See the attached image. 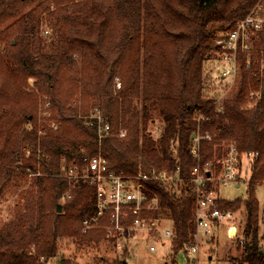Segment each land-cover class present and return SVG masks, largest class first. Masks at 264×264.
Returning <instances> with one entry per match:
<instances>
[{"label": "trees", "instance_id": "1", "mask_svg": "<svg viewBox=\"0 0 264 264\" xmlns=\"http://www.w3.org/2000/svg\"><path fill=\"white\" fill-rule=\"evenodd\" d=\"M120 2L134 13L135 23L128 11H113ZM259 2L0 0V172L8 177L0 182V195L12 177L26 181L33 172L38 176L28 191L27 211L16 221L0 222V264H48L58 256L60 236L74 237L81 247L106 240L103 229L82 231L83 221L97 212L96 188L81 178L68 177L71 165L83 167L88 155L98 153L100 144L114 172L150 173L155 168L179 173L183 178L180 194L159 182L148 186L160 198V209L153 214L173 223L174 255L188 253L194 243L196 209V195L189 187L191 170L198 163L190 153V138L199 126L202 133L210 130L212 135L233 138L241 153H260L247 171V197L224 200L219 196V204L223 211L243 208L245 214L243 244L238 243L242 254L230 263L264 264V210L256 195L264 184V31L253 39L256 51L250 68L244 54L239 55L240 81L222 111L213 100L203 98L200 86L204 61L214 49L217 33L232 32ZM52 4L55 10L49 12V25L53 36L47 43L39 35L42 15L52 10ZM215 23L227 26L216 31L211 29ZM116 24L125 33L122 42L113 35ZM129 27L132 38L126 35ZM74 53L83 60L79 69L71 66ZM117 73L122 79L118 89L114 83ZM35 80L39 90L52 95L50 124L38 123V94L25 89ZM95 103L101 105L105 122L111 126L108 136L99 133L101 123L83 118ZM151 109L159 110L165 122L159 140L147 134ZM28 124L31 130L26 129ZM221 136L204 140L201 146L203 163L217 160V175L222 149L216 145ZM26 143L31 149L20 150ZM71 185L75 186L73 197L62 203ZM207 189L218 191L214 183H208ZM34 195L41 211L36 224L29 200ZM124 260L119 264H128Z\"/></svg>", "mask_w": 264, "mask_h": 264}, {"label": "built area", "instance_id": "2", "mask_svg": "<svg viewBox=\"0 0 264 264\" xmlns=\"http://www.w3.org/2000/svg\"><path fill=\"white\" fill-rule=\"evenodd\" d=\"M262 31H264V0H260L247 17L238 22L232 32L217 40L216 51L223 65L221 71L224 77L234 79L239 76L240 54L245 56L246 67H251L256 51L253 39ZM251 96L254 97L255 94ZM95 117L91 123L95 121L101 123L99 133L108 136L111 126L101 115L97 114ZM198 119L201 123L204 118L200 115ZM212 139V133L210 131L202 133L200 126L194 130L190 138V153L198 162L191 170V186L189 187L196 195L194 219L196 239L213 237L216 226L223 224L222 222H230L235 217V212L223 211L220 208L218 191L208 190V183H214L216 187L237 183L241 173L245 171L241 165L245 163L250 165L260 156L258 151L253 150L241 153L237 144L233 143L227 148L225 158L218 161L221 172L217 175L214 162H207L205 165L199 163L202 141ZM77 169V166H71L68 177L71 180L81 178L87 185L96 188L97 212L83 221L84 232L91 229H103L106 231L107 239L120 248L124 243L135 241L136 238L149 243L148 249L151 252L157 250L158 244L164 246L168 243L171 247L174 236L173 227L163 226V215L153 214L160 209V198L148 184L159 182L168 191L180 194L179 186L183 185V178L178 172L170 173L167 170L157 171L152 168L150 173H117L109 168L108 160L102 155L90 158L86 172L81 174ZM208 172L211 173L210 176ZM104 217L107 218V222L102 224ZM241 238L243 244V237ZM199 249L198 241H196L188 254L196 255Z\"/></svg>", "mask_w": 264, "mask_h": 264}, {"label": "rangeland", "instance_id": "3", "mask_svg": "<svg viewBox=\"0 0 264 264\" xmlns=\"http://www.w3.org/2000/svg\"><path fill=\"white\" fill-rule=\"evenodd\" d=\"M82 0H76V2H81ZM127 4L124 2L118 3V7L113 8L116 14H122L129 12L130 19L132 20V24L135 23V15L132 11H129L126 8ZM34 6L25 10V12H29L33 9ZM55 10L54 4H52V10L46 11L42 15V27H41V36L46 41L52 38L53 29L49 25V12H54ZM20 16L16 17L19 18ZM119 18V17H118ZM116 20V19H115ZM117 21V20H116ZM14 22L13 20L9 22L11 24ZM142 26L144 25V19L142 20ZM227 26L222 23H215L211 25V29L218 30L222 27ZM116 29L113 31V35L118 38L120 36L121 42L125 39V33L121 32V26L116 24L114 27ZM129 31L126 33L129 37L132 38L133 34L131 31V27L127 28ZM223 31L217 33V37L213 43L214 49H212L210 55H208L207 59L204 61L203 70L201 74V90L203 98L211 99L214 101L213 105L217 110L222 111V105L224 104L225 99H228L232 96V94L236 91L238 82L240 81L239 76L232 79L230 77H224L222 75V63L221 59L218 58L219 55L215 49L217 44V40L223 36ZM127 38V39H131ZM48 43V41H47ZM218 59V61L216 60ZM73 64L71 66L73 68H81L83 64L82 57L79 53L72 54ZM114 83L115 87L118 89L121 87L122 79L120 75L117 73L114 75ZM37 81H32L30 86L25 87L26 91L29 93L38 94V111H37V119L38 123L42 121H49L53 113L51 107L53 105L52 95L42 92L37 88ZM255 93V92H254ZM253 92L250 94L252 95ZM253 97L251 96V99ZM92 101L91 103H93ZM136 105L141 110L142 104L139 100L136 101ZM252 105V104H250ZM92 109L89 114L83 116L84 120H87L89 123L95 120V116L97 114L101 115L105 121L104 111L100 104L96 103L92 105ZM143 110V109H142ZM152 121H150L147 134L152 136L156 140H159L162 132L165 128V122L160 116L159 110L151 109ZM199 118V116H198ZM197 120L199 121V119ZM204 120V119H203ZM27 130H31L32 125L28 124L25 126ZM56 128V127H54ZM210 131V130H207ZM212 132V131H211ZM123 132H121L122 134ZM42 135V132L39 133ZM125 134V133H124ZM213 134V133H212ZM216 136H221V134L217 133L213 135V139ZM220 139V137H219ZM211 141V140H210ZM219 144L216 145L222 149V156L219 158L220 160L225 158L227 148L235 143L237 144L233 138L231 137H222L221 141H218ZM31 149V144L26 143L22 144L20 150ZM101 144L99 145V151L96 155H88L86 159V164L81 167L78 163H74L71 166H79L77 167L79 173H84L88 169V161L90 158L95 156H103ZM202 152V150H201ZM218 159V161H219ZM207 162H214L216 165L217 160H209ZM207 162H202V153L201 159L199 163L201 165H205ZM248 163L242 164V169L245 170L241 173V177L238 178V182L234 184H229L225 186H218V195L220 198L224 200H244L247 196L246 193L248 191L246 180H248L249 174L247 171L249 170ZM240 166V167H241ZM66 174V173H65ZM7 175L5 172H0V182L3 179H7ZM38 176L35 175V172L29 174L26 181L18 180L17 177H12L4 188L3 193L0 195V222L8 223L10 221H16L21 214H24L27 211L29 205L28 202V191L31 185V182L37 179ZM24 181V182H23ZM23 182V183H22ZM77 184V182H75ZM74 185H71L64 195L61 197L60 201L64 203L67 200L72 199L73 197V189ZM257 198L260 201L261 209L264 210V184L259 185L257 192ZM242 198V199H241ZM32 202V214H33V223L36 224L38 218L40 216L39 209V200L34 195L29 199ZM243 209V208H242ZM239 209L235 211V217L230 222H222L216 226V232L213 237H200L196 239L194 234V243L198 241V245L200 247L198 254L189 255L187 252L181 251L178 254L174 255L170 245L167 243L166 245H157V250L155 252H151L148 247L149 243L145 242L142 239H135V241L126 242L120 248L116 243L108 240L102 241L99 245H91V246H83L81 247L74 237L68 236H60L59 237V253L58 256L51 259L48 264H119L120 260L128 259V264H231V258H238L241 256V249L238 247V243L242 240L243 236V226L245 224V214L244 210ZM164 217V216H163ZM264 214H262V218ZM264 222V218L262 220ZM173 227V223L171 219L164 217L163 226ZM83 231V229H82ZM231 232V234H230ZM83 233H85L83 231ZM191 246V247H192ZM190 247V248H191ZM127 248V249H126ZM190 250V249H189Z\"/></svg>", "mask_w": 264, "mask_h": 264}, {"label": "water", "instance_id": "4", "mask_svg": "<svg viewBox=\"0 0 264 264\" xmlns=\"http://www.w3.org/2000/svg\"><path fill=\"white\" fill-rule=\"evenodd\" d=\"M210 172H208V176H210ZM59 209H61V206H59ZM124 263H127V260H124Z\"/></svg>", "mask_w": 264, "mask_h": 264}]
</instances>
